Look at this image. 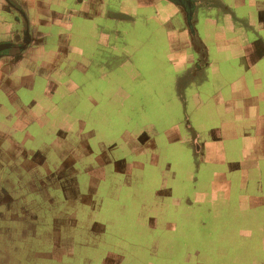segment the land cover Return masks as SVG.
Instances as JSON below:
<instances>
[{"label": "rangeland", "instance_id": "rangeland-1", "mask_svg": "<svg viewBox=\"0 0 264 264\" xmlns=\"http://www.w3.org/2000/svg\"><path fill=\"white\" fill-rule=\"evenodd\" d=\"M133 3L112 0L129 17L116 44L87 32L106 21L93 18L0 51L13 89L0 92V264H264V149L236 113L249 102L227 84L237 72L223 55L213 70L181 58L173 4ZM227 10L202 0L196 17L236 48L241 10ZM3 24L0 40L23 44L20 23ZM203 26L193 36L215 53ZM258 74L264 98V61Z\"/></svg>", "mask_w": 264, "mask_h": 264}, {"label": "crops", "instance_id": "crops-1", "mask_svg": "<svg viewBox=\"0 0 264 264\" xmlns=\"http://www.w3.org/2000/svg\"><path fill=\"white\" fill-rule=\"evenodd\" d=\"M74 1L29 0L28 2L24 0V2L22 3L27 10L26 12L23 13L24 15H27L26 20L31 21L34 24L33 28H36L34 32L32 31L29 32L28 34L29 45L32 46L34 45V43H37L39 38H41L42 40L46 36L51 35L49 27L58 25L59 28L63 27L64 29L66 30L68 29L70 31L72 28V22H74L75 20L83 19V20L92 21L93 18H99L101 20H106V21L104 23H101L100 25L96 24L95 26H93V29H89L87 32L92 33L96 31V33L99 36L103 37L104 45L107 44L112 45L117 43V38H118L117 36L120 33L119 30L120 28L117 25H115L113 22L117 24V22L120 21V19L127 20L129 18L128 15L126 14L127 10L111 9L110 6L112 5V0H74ZM134 1L135 3H133V5L134 7L136 6L138 9L141 6H148V5L155 6L154 4L155 1L157 0H134ZM164 1L173 4L172 10L166 13L164 20L166 21H170L172 19L179 20L177 21V25H179V27H177V34L179 35L182 34L184 36V41L176 40L175 44L176 47L181 48V58L184 61H188L189 59L190 62L193 64V67L194 66L205 67V68L207 67V68H211L212 70L214 68L220 69L221 67H223V65H226L228 72H230L229 70H231V68H233L237 72L238 75L235 74L233 77L230 76L227 77L228 80L227 84L230 87H232L231 90L233 91L237 90L233 94H235L238 98L245 97L244 99L243 98L241 99L249 100V102L247 103V105L243 106L242 108L243 110L236 113L240 114L243 112L241 116L247 119L244 120V122L248 120L250 121V122L248 121L249 123L248 133L249 134L252 133V136L249 137L250 138L253 137L254 140L258 141L257 143L260 146L259 148L263 147L262 149H264V123L263 124L259 123V120L262 115L259 102L261 99L264 98L257 96L256 93V90L261 82V78L258 74V69L262 64V62L264 61V32L263 33L261 32L262 30L264 31V0H225L226 4L221 2L220 0H204V4L206 5L207 8H209V6L215 3V4H220V6H223L224 8L228 9L229 13H225L224 17L233 16L234 19L236 18L235 11L230 10L231 5H233L234 8H239L241 10V12L238 14L236 19L243 22L242 24L243 28L242 30H239L241 34L237 33L235 30L232 31L233 33L232 37L236 38V41H234V43L232 42V45L236 46V48H232L230 46L228 47L227 45H225L226 37L224 36V34H222L224 45L219 46L218 43H216L219 37L217 36V34L214 33V26H216V21L214 20V18H210L205 14L202 18L196 17V13L198 12L197 11L198 4L202 0H195L196 5H194V7L192 6L190 0H184L185 2H187V5H189L188 8L184 7L188 14H191L193 8L190 19V23L194 28V29L192 28V31L189 28L184 29L182 26V21L184 20L186 21L183 11H181L173 2L169 0H164ZM120 5L123 6L122 3H120ZM120 5H118V7ZM228 10L226 12H228ZM14 15L15 13H13L11 9L8 8V5L4 3V1H0V30L2 29L3 25H5L3 23L16 21L13 18ZM197 24L200 26H202L203 24L204 25L203 29L208 26L213 28L210 34L216 43L215 53L213 50L211 51L208 48V46L205 44L204 41H201L202 42L201 43L199 40L197 41V39L193 36V33L196 34L197 36V32L195 28ZM253 26L255 27L253 28ZM42 27H46L47 30L40 29ZM257 30L259 32H257ZM85 33L86 32H84L83 34ZM210 34L208 33L209 36ZM2 41H6V39L0 40V42ZM58 49L60 50V48ZM234 50H238L239 52V54L237 55L239 56L238 59H240V62L237 67L233 65L235 63L234 59L236 56V55L234 56L235 54ZM92 51L93 49L90 52ZM111 51L116 53V51L113 50V48H111ZM65 52L66 51H62V58L67 57L66 56L67 52L66 53ZM81 53L82 50H80V54ZM211 54H213L212 61L209 60V55ZM221 55H223L224 61L227 60V63H222L221 67L219 66L217 67L218 63H216V58L220 57ZM56 56L58 57L57 53ZM230 56L234 57L231 61L228 60ZM1 61L3 62L4 59H0V64H3ZM94 64L96 65L97 61ZM85 65L90 67L91 63L89 65L88 62H85ZM0 66L3 67V65ZM47 67L53 68V66L50 65L49 63H47ZM79 69L81 71L80 67ZM8 76L9 75H6L7 79ZM22 83H24V81H22ZM219 83H223V82H219ZM3 84L6 85V82L4 80L2 69L0 68V92H4L5 95H7L10 93L11 90L13 91V89L10 87L9 93H6L5 89H3L2 87ZM248 84H250L252 87L247 86ZM250 88H252L254 92H251ZM180 101L185 102L184 96H180ZM251 117L255 118V121H252V123L250 120ZM217 130L218 129H216L213 133L214 137L211 135L206 136L205 140L201 144L205 143L204 146L207 148L210 144H214V145L218 144L220 141L217 140V138H219V136L216 135ZM200 149H202V145H200ZM139 166L140 165H138V167ZM228 175L231 174L228 173ZM255 181H258V179H255Z\"/></svg>", "mask_w": 264, "mask_h": 264}, {"label": "flooded vegetation", "instance_id": "flooded-vegetation-1", "mask_svg": "<svg viewBox=\"0 0 264 264\" xmlns=\"http://www.w3.org/2000/svg\"><path fill=\"white\" fill-rule=\"evenodd\" d=\"M0 1H4V3H6L8 5V8L11 9V11L13 13H15L14 15V19L16 20V23L19 22L20 23V26H21V36L23 35L24 33V29L26 28L25 30V35L28 37V34L30 32V29H29V23L28 21L26 20V16L24 15L23 13V10L20 8L19 6V1L18 0H0ZM194 1V5H196V2L195 0ZM181 11H183V8L181 6H179L178 4H175ZM194 7V6H193ZM184 13V11H183ZM18 17V18H17ZM186 23V21H185ZM186 26L188 27L187 23H186ZM23 37V36H22ZM19 44V43H18ZM11 47L8 49V50H5L6 52H9V51H12L16 45H10ZM149 219L154 221L155 218L153 216H149ZM190 264H194V263H190Z\"/></svg>", "mask_w": 264, "mask_h": 264}, {"label": "water", "instance_id": "water-1", "mask_svg": "<svg viewBox=\"0 0 264 264\" xmlns=\"http://www.w3.org/2000/svg\"><path fill=\"white\" fill-rule=\"evenodd\" d=\"M169 1L173 2L174 4H178L179 6H181L183 8L185 19H186V23L188 25V28L192 31V26H191V23H190V19H191L193 8H192L191 14H188L186 9L184 8V5H183L184 4V0H169ZM190 2L192 3V6H194V1L190 0ZM25 30H26V28L24 29V33H23V40H22L23 44L21 43V44L17 45L15 48L20 49V48L25 46V43L28 40V37L25 35ZM6 42H10V41L6 40V41L0 42V47H3V46L5 47L6 46V44H5ZM0 53H2V52H0Z\"/></svg>", "mask_w": 264, "mask_h": 264}, {"label": "bare ground", "instance_id": "bare-ground-1", "mask_svg": "<svg viewBox=\"0 0 264 264\" xmlns=\"http://www.w3.org/2000/svg\"><path fill=\"white\" fill-rule=\"evenodd\" d=\"M183 5H184V7H186V6H187V2L184 1V4H183ZM187 7H188V6H187ZM7 43L11 44L10 42H6V43H5L6 46H5V47H4V46H3V47H0V51H1V50H4V51H5V50H8V49L11 47L10 45L7 46Z\"/></svg>", "mask_w": 264, "mask_h": 264}]
</instances>
